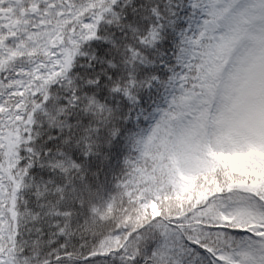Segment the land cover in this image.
I'll return each mask as SVG.
<instances>
[{
	"label": "snow or ice",
	"instance_id": "obj_1",
	"mask_svg": "<svg viewBox=\"0 0 264 264\" xmlns=\"http://www.w3.org/2000/svg\"><path fill=\"white\" fill-rule=\"evenodd\" d=\"M0 264H264V0H0Z\"/></svg>",
	"mask_w": 264,
	"mask_h": 264
}]
</instances>
